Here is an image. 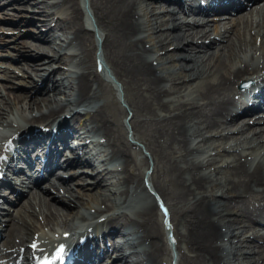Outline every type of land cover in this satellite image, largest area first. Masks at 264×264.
<instances>
[{
  "label": "bare ground",
  "instance_id": "6f19581e",
  "mask_svg": "<svg viewBox=\"0 0 264 264\" xmlns=\"http://www.w3.org/2000/svg\"><path fill=\"white\" fill-rule=\"evenodd\" d=\"M172 1L85 0L92 27L79 0H0L13 15L34 3L49 26L25 41L0 27V45L19 56L36 51L29 64L42 68L35 80L0 66L3 89H21L11 92L15 102L0 90V126L11 127L15 149L12 180L0 175V185L13 200L24 193L17 205L2 197L1 264L46 242L43 225L71 264H168L160 208L140 176L145 162L125 139L122 109L105 98L96 49L126 90L128 124L150 153L146 180L174 225V264H264V122H248L264 104V0ZM225 7L236 11L217 13ZM44 144L55 169L32 160ZM132 201L141 205L127 212Z\"/></svg>",
  "mask_w": 264,
  "mask_h": 264
},
{
  "label": "rangeland",
  "instance_id": "374dc122",
  "mask_svg": "<svg viewBox=\"0 0 264 264\" xmlns=\"http://www.w3.org/2000/svg\"><path fill=\"white\" fill-rule=\"evenodd\" d=\"M86 1H87V4H88V7H89V0H86ZM160 1H162V0H155L154 4H157ZM4 5H6V4H4ZM22 5H24L23 7H25V8L21 7L22 9L20 8L19 10H17L15 15L12 14V13H14V10H12V9H6L5 10L6 12L5 11L4 12L0 11V24H1L0 27H2V26L4 27V29L2 31H3V33H5V35H4L5 38L14 37L15 39H18V40L20 39L21 41L32 40L33 37L31 36V34H36V33L40 32V31L46 32L48 30L49 26L48 25H44V23H42V20L39 19L42 16V14H41L42 11L39 10L40 7L37 9V7L34 5V3L30 4V3H27V2H22ZM3 6H1L0 8H2ZM50 8H52V11H53V9H55V11H57L56 8H53L52 6ZM171 8L178 9V7H171ZM9 14H10V16H9ZM54 14L55 13H52L53 17H54ZM91 14H92V12H91ZM57 15L61 16L60 13H58ZM92 17H93V15H92ZM36 21H38V23ZM93 22H94V20H93ZM94 24H95V22H94ZM5 25L6 26L8 25V26L6 27ZM40 40H42L41 42H46V40H44V39H40ZM17 43H20V41L17 42ZM6 48L7 47L5 45H0V66L1 67H5V68H7L10 71L15 72V73H16V71H18L20 74L17 73L18 75H15V78L18 77L19 79H23L24 77L21 74H23V75L30 74V76L33 77V79L36 78L35 80H37L38 74H40L38 72L41 71L42 68L38 67L37 68L38 70H37L34 67L31 68V66L29 64V63H32V61L35 59V53H37V52L32 50V49H28V47L27 48L25 47L26 48V49H24L25 50V55L24 56H19V55H16L14 50H12L11 48H9V47L7 49ZM8 52H9V54H8ZM58 61H60V60H54L53 63L54 64L59 63ZM18 62H19V64H18ZM14 64L18 65L19 67L14 65ZM11 66H13V68H11ZM73 70L74 71H79V65L76 68H74ZM10 71H9V73H12ZM0 73H1V71H0ZM38 80H39V78H38ZM0 82H4V80L1 77H0ZM105 84H107V87H108V91L105 94L106 100L110 104H114V106H117L118 108L122 109L123 113H121L122 115H120V120H121V123L123 125V130H124V133H125V135H124L125 139L127 141L129 139H134L132 142H134L136 144V150H133V154H134L136 160L139 161V160L143 159L144 162H145L142 165L141 170H140L141 179L143 178L145 180L146 177L149 175L148 172H149V170L151 168L150 167L151 166V161H150V159H148L149 157L147 156V154L149 152L146 150V145H144L141 141H139V139H137V137L133 134L132 125H129L127 123V118H128V115H129V118H130V113H129V111H127V113H126V110H127L126 108H128L127 104L125 102V100H127V94L125 92L126 90L125 89L123 90V88L121 87V85H122L121 81L118 82V79L113 77V76H112V81L111 80H108V81L105 80ZM117 87H119V88H117ZM0 90H1V93L3 94L4 97L8 98L9 100H13L15 102V99L13 98V95H12L11 92H12V90H13V92H16V91H19L21 89L20 88L11 89L9 87L8 88L4 87V89H3V87L0 85ZM124 103H125V107L123 106ZM10 117H12V115H10ZM8 129L9 128H7V127L5 129L2 126H0V135L5 134L4 132H6V130H8ZM207 135H209V134H207ZM91 150H92V152H89V153H91L90 156H91L92 159H94L93 160L94 164H96V166L98 167L97 164H99L101 158L100 157L98 158V156L95 153V150H93V149H91ZM98 152L100 153L101 151L98 150ZM145 153H146V156H145ZM194 155H196V157H194L196 159H200L203 156V154L200 153V152L199 153H194ZM113 160H112L113 165H118L117 160L116 159H113ZM74 169H75L76 173L79 172L78 171L79 168H74ZM152 189H153V187H152ZM53 190H56V189H53ZM85 198H86V196H84V199ZM130 198L134 199V197L129 196V199ZM21 199H24V193L18 195V198L16 200H13V198H12L11 199V204L12 205H17L18 201H21ZM108 203H110V202L108 201ZM140 205H141V203L140 204H133V201H132L131 204H130V207L127 210V212H129L130 210L136 209L137 206H138L137 208H139ZM158 213H159V220H160V217H161L160 211H158ZM170 225L171 226H169V228L170 227H172V228L174 227V225L172 223H170ZM257 226L261 227L260 230L262 232L264 231V223L257 224ZM41 229L48 230L49 227H44V225H43V227H41ZM3 230H4V225L0 224V240L3 237V235H2L3 234ZM172 240H173L172 246H173V251H174V260H176L177 254H175V249H174L175 240L173 238H172ZM169 253H170V256H171V251H169ZM169 259H171V257H169Z\"/></svg>",
  "mask_w": 264,
  "mask_h": 264
},
{
  "label": "snow or ice",
  "instance_id": "6c2138e0",
  "mask_svg": "<svg viewBox=\"0 0 264 264\" xmlns=\"http://www.w3.org/2000/svg\"><path fill=\"white\" fill-rule=\"evenodd\" d=\"M32 247H36V245L33 244ZM65 251H66L65 247L63 245H61L60 248L57 251V258L58 259H63Z\"/></svg>",
  "mask_w": 264,
  "mask_h": 264
}]
</instances>
